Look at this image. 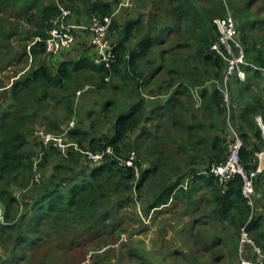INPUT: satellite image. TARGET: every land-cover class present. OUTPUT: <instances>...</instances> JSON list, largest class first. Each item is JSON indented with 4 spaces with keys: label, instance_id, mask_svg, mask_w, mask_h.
<instances>
[{
    "label": "rangeland",
    "instance_id": "rangeland-1",
    "mask_svg": "<svg viewBox=\"0 0 264 264\" xmlns=\"http://www.w3.org/2000/svg\"><path fill=\"white\" fill-rule=\"evenodd\" d=\"M50 1L0 0V106L7 96L4 89H12L16 79L32 65L33 56L30 51L36 40L33 38L34 21ZM145 2L146 0H127L124 6L121 5L122 13L119 15L122 14L124 17L122 20L126 21L141 14L144 24H148L158 20V17L154 16L160 12L158 9L170 4L176 7V4H179L170 3L169 0H147L146 4ZM205 4L218 12L215 22L218 18L225 17L228 8L231 9L234 5L239 11L237 14L234 13L236 24H240L241 30H246L250 34H261L264 41V0H206V2L203 0L199 3ZM85 5L84 0H78L81 12H74L71 21L84 25L91 24L92 18L85 12ZM175 17V14L167 17V26L172 25L174 29H181L186 33L194 29L193 17H177L174 21ZM203 31L204 27L198 29V33ZM176 32L164 34L163 37L168 42L157 44L151 49L150 54L139 60V72L144 74L145 79L149 78L154 68V65L150 66L147 63L163 62V71L157 78L152 79L150 84L137 89L136 86H132L131 80L107 77L105 82L108 84L101 87L98 85L99 80L98 83L93 80L92 73L76 72L68 84L74 90L65 92V98L63 91H58L61 96L52 95L59 99H52L47 95L43 98L39 108L42 114H49L50 121L41 120L37 116L27 121L33 128V132L28 135L32 148L41 141L49 146L53 141L52 139L47 141V137L51 135L57 140H54L55 145L62 144L60 148L64 157H67L68 150L71 149L87 154L92 150L84 148L77 139L71 138L70 129L81 126L90 130L92 134L97 133L98 136L111 132L112 124L109 119L111 115L104 112L107 101L114 102L110 108L117 114L122 106L131 100H137V94L146 98L148 103L159 98L163 100L170 98L179 82L184 80L186 85H183V93L178 104L172 110L171 108L167 110L168 113L159 118V122L150 123L147 135L141 137L138 131H132L122 145L121 162L130 166L139 163L136 170L138 177L145 170L152 168L150 177L141 188L137 187L132 193H127V196L131 194L130 199L126 198L123 201L119 211L114 207L120 195L112 194L111 198L106 200V205L100 207L94 215L96 219L98 218L94 225H89L87 218L85 220L77 218L78 215L73 219L60 215H44L39 206H35L30 194H36L38 192L36 189L41 187L47 178L42 180L39 176L34 180L33 174L29 180L17 178L16 183L9 187L8 191L16 196L18 201L11 202L9 206L0 201L5 224L14 225L13 230L0 232V264H239V256L242 255L240 249L238 254V250L236 252L232 246V241L221 236L222 232H227L225 230L228 223L213 219L212 203L206 207L209 198L206 181L205 184L198 181L195 186L198 189L195 190L196 200L202 199L205 202V209L194 210L195 215L184 214L185 206L182 204L179 205L180 209L169 204L167 207L160 206L146 212L149 204L156 199L165 184L183 178L185 185H188L191 181L186 180L188 178L186 175H189L192 169L205 174L207 167L212 164L209 161L211 156L207 138L212 139L215 134L225 137L227 134L222 130L229 125L228 119L226 122L222 115L220 120L216 118L208 123L206 112H202L204 104L201 90L205 87L219 86L220 82L213 76L204 74L205 68L202 65L199 69L192 65L182 67L184 64L194 63L195 51L192 43L173 48L171 45L176 43L178 36ZM109 38L113 43L118 41L114 32L109 33ZM131 41L130 49L136 40ZM83 54H95L88 31L78 35L71 50L56 56L45 55L43 59L53 67V72H56L62 61L77 60ZM176 60L178 61L176 66H181L182 71L189 73L192 71L189 74L193 73L192 82L188 77L171 73ZM235 81L236 79L231 77L228 86L235 98V101L232 100L231 110L233 106L237 110L234 121L236 126L240 128V125L245 124L238 115L250 107L254 109L248 112L245 118L248 121L252 118L261 129L258 119L264 124V113L256 109L255 103L264 96V93L261 95L264 78L252 83L249 90H245L248 88L247 85L241 87ZM153 90L156 93H153ZM31 93L33 92L29 90H20L17 94L20 106L26 108L33 105L29 97L35 94ZM69 105L72 116L68 120H62L61 117H66L69 113ZM12 110L16 112L15 108ZM213 124L216 127L212 128ZM54 126H59V129L49 130ZM140 129H143V126L138 130ZM261 135L262 138L256 142L264 150L262 129ZM251 140L255 141L253 138ZM64 143L67 146H63ZM39 148L36 150H41ZM40 152L36 160L41 156ZM54 154L55 156L51 158L52 164L55 158L59 157L57 153ZM111 154H114L113 150ZM90 159L92 158L88 155L84 157L82 163L75 167V171L78 174L88 172ZM57 160L60 161L62 158L59 157ZM75 178L74 174H70L65 186L68 187ZM257 212L263 213L264 216V201L258 206ZM212 234L219 235L213 247L206 240ZM243 247V255L254 257L251 244H243ZM218 255L221 257L220 261L215 260Z\"/></svg>",
    "mask_w": 264,
    "mask_h": 264
},
{
    "label": "trees",
    "instance_id": "trees-1",
    "mask_svg": "<svg viewBox=\"0 0 264 264\" xmlns=\"http://www.w3.org/2000/svg\"><path fill=\"white\" fill-rule=\"evenodd\" d=\"M169 1L170 3L178 2L179 4H176V7L170 4L158 9L160 12L154 14L155 17H158V20L144 24L141 14H137V16L126 21L122 20L124 17H122V14L119 15V13H122V6L124 5L121 6V4L124 0H84L86 4L85 12L91 18L94 16L112 15L117 11L115 17H113L110 29V32H114L118 39V41L113 43L115 45L116 58L111 63V66L108 67L105 63H97L94 54H83L77 60L62 61L56 72H53V67L43 59L46 55L44 40L48 38L49 32L54 27V20L61 14L59 3L70 9L72 15L74 12H81V8L78 6V0H51L43 7L41 13L36 16L34 21L33 38L39 37L41 40L36 41L31 46L32 65L23 75L21 74L16 79L13 87H11L12 89H4L7 92V96L5 102L0 106V201L2 203H6L9 206L11 202L18 201V198L11 195L8 191V188L16 183L17 178L29 180L33 174L32 176L35 180L39 173L42 180L46 178L47 180L41 187L36 189L38 190L36 194L33 193L30 196H32L35 206H39L44 215H60L69 219H73L74 216L78 215L79 217L77 216V218L84 220L87 218L88 224L94 225L98 219L94 215L100 207L102 208L106 205V200L108 201L112 194L120 195V199L114 207L119 211L123 201L126 198L130 199L131 194L127 196V193H132L137 187L141 188L146 179L150 177V170H153L149 168L138 177L136 170L139 163L130 166L121 162L120 158L123 155L122 145L125 144L129 133L132 131H138L141 137L147 135L149 132L147 130L148 125H151L150 123L153 121L159 122V118L164 117L168 113L167 110H170V108L172 110L178 104L183 93V85H186L184 80L179 82L177 89L171 93L170 98L165 100L159 98L157 101H151L153 103H148L146 98L141 94H137L138 99L131 100V102L122 106L117 114L110 108L114 102L107 101L104 112L111 115L109 118L112 124L111 132L98 136L97 133L96 135L92 134L90 130L81 126L70 129V137L77 139L81 146L89 148L92 150L91 152L99 153L106 151L108 148L114 151V154H106L101 160L90 159L88 172L84 171L81 174L75 171V167L79 166L82 163V159L87 157L88 154H82L71 149L68 150L67 157H64L62 148L59 145H55L54 140L49 146L41 141L40 143L37 142L32 148L31 139L28 135L33 132V128L29 126L30 124L27 121L34 116L41 118V120L50 121L49 114H42L39 108L43 98L47 95L51 96L52 99H59V97L52 95L61 96L62 94H58V91H63L64 94L67 91L72 92L74 89H72V86L69 87L68 84L71 82L72 75L76 72L92 73L93 80L97 81V83L99 80L98 85H101V87H105L108 84L105 82L107 77L131 80L133 82L132 86H136L137 89H141L143 85L150 84V81L157 78L163 71V62L147 63L150 66L151 64L152 66L154 65V68L150 72L149 78L145 79L144 74L139 72V60L150 54L151 49L157 44L168 42L167 40L165 41L164 34L169 35L177 31L176 43L171 45L173 48L192 43L195 51L193 54L195 61L193 64H184L182 67L192 65L199 69L202 65L205 68L203 70L204 74L211 75L220 82L219 86L213 88L205 87L201 90V98L204 104L202 112H206V117L209 119L208 123H211L210 121L216 118L220 120L221 115L224 116V120L227 122L228 104L225 100L223 89L228 61L222 54L212 49L213 44L219 42L220 32L215 22L218 12L213 8H208L206 4L199 5L203 0ZM118 4H120L119 7L117 6ZM152 5H154V2H152ZM228 11L233 12L231 13L236 20L235 14L239 11L234 5L231 9L228 8ZM174 14L176 16L174 21L177 20V17H193L194 29L190 33H186L184 30L174 29L172 25L170 27L167 26V17ZM239 25L237 24L236 37L244 46L247 61L264 68V41L261 34H250L246 30H241ZM200 27H204L202 33H198ZM131 40H136V42L130 49ZM174 63H176L175 68H173L171 73L181 74L188 77L190 82H192L193 73L189 75L192 71L190 73L182 71L183 68L181 66H176L178 61L176 60ZM243 69L247 74L246 80L240 81L236 79L235 82L241 87L247 85L248 88L245 90H249L252 83L264 78V72L253 66L244 65ZM22 89L32 91L33 93L31 94L37 95H30L29 97L33 102L32 106L23 108L18 103L17 94ZM40 91L42 92L41 94ZM153 93L156 92L153 90ZM263 93L264 86L262 87L261 95ZM65 97L66 94L64 95ZM232 100L235 101V98L231 95V104L233 105ZM255 104L256 109H260L264 113V96H261ZM13 108L16 109V112H13ZM233 108L231 110L232 123L244 141L240 151V161L245 171L250 173L258 167L256 153L263 150L256 142L257 139L262 138L261 129L256 125V122H253L252 118L251 122L245 118L248 115L247 113L252 112L254 109L250 107H247L246 111L238 115L245 124L240 125V128L237 127L234 122L237 110L234 106ZM68 110V115L61 117L62 120H68L72 116L70 105ZM142 126L143 129L138 130ZM214 127H216L215 124H213L212 128ZM52 129L57 130L59 126H54L49 130ZM222 131L227 134L225 137L215 134L212 139L210 137L207 138V146H209V154L211 156L209 161L212 164L207 167L205 174L192 169L189 175H186L188 177L186 180L191 181L188 185H185L183 178H178L175 181L172 180L170 184H165L156 199L145 210L149 212L150 209L160 206L167 207L169 204L177 207L176 209H180L179 205L182 204L185 206L184 214L195 215L194 210L205 209V202L202 199L196 200L195 190L197 188L195 186L198 181H203L204 184L206 181L209 189L206 207L208 208V205L212 203L214 205L211 214L213 219L216 218L225 223L227 222L229 226L225 230L227 232H222L221 236L228 237L232 241L233 248L236 252L238 250L239 254L242 230L245 227L254 244L261 249L262 254L260 255L252 245L254 257H249L247 254L246 256L251 260L264 262V216L263 213L257 212L258 206L264 201V172L259 173L254 179L256 194L253 205L249 203V199L243 193L244 179L241 175L236 174L225 182L220 181V178L210 170L213 165L225 162L228 157L230 142L228 125ZM252 138L255 141L252 142ZM37 148L41 150L38 151L36 150ZM39 152L41 156L36 160L35 158L39 155ZM54 153H57L62 160L58 161L59 157L55 158L52 164L51 158L55 156ZM70 174H74L76 178L74 182H70L68 187H66L65 183L70 178ZM13 229L14 225L12 224H0V232L6 233V231ZM218 239V234H212L206 238L207 243L211 247L214 246L215 241ZM220 258V255H218L215 260L220 261Z\"/></svg>",
    "mask_w": 264,
    "mask_h": 264
},
{
    "label": "built area",
    "instance_id": "built-area-1",
    "mask_svg": "<svg viewBox=\"0 0 264 264\" xmlns=\"http://www.w3.org/2000/svg\"><path fill=\"white\" fill-rule=\"evenodd\" d=\"M125 0L121 5H125ZM61 8L60 16L54 20V27L49 32V36L44 40L45 43V54L49 56H56L63 52L69 51L73 48L76 38L79 34L84 31H88L91 37V44L95 52V61L97 63H105L106 66L110 67L111 63L116 58L114 50V44L109 38L110 29L113 23V17L117 11L112 15L105 16H94L90 25L79 24L71 21L72 11L66 8L64 5L59 3ZM217 27L219 29V42L214 43L212 46L213 50H216L222 54L228 61L227 70L224 78V96L228 104V112L226 119H228V127L230 130V142L227 160L218 165L211 167V172L220 178V181L225 182L231 179L234 175L239 174L244 179L243 193L249 199V203L253 205L254 196L256 194L254 179L256 176L264 172V150L258 151L256 157L258 160V167L255 171L250 173L246 172L241 161L240 151L244 144L242 136L236 129L231 119V92L229 90L228 81L231 77L240 81L246 80V72L243 69L244 65H250L264 72L263 67H258L251 64L246 59L245 49L243 44L237 39V24L231 13L228 11L225 17L218 18L216 20ZM41 40L39 37L36 38L35 42ZM262 131H264V124L261 119H258ZM52 139V140H51ZM56 140V138L48 135L47 141ZM57 141V140H56ZM62 145V144H61ZM60 145V146H61ZM63 146H67L66 143ZM112 149L108 148L106 151L100 153L87 152L90 158L98 161L104 158L106 154H111ZM113 153V152H112ZM39 177V173L36 178ZM39 179V178H38ZM3 210L0 209V224H4ZM242 246L240 248V262L239 264H264L263 261H254L248 258L244 254L243 244H251L254 249L260 254L261 250L254 244V241L250 238L245 227L242 230L241 235Z\"/></svg>",
    "mask_w": 264,
    "mask_h": 264
},
{
    "label": "bare ground",
    "instance_id": "bare-ground-1",
    "mask_svg": "<svg viewBox=\"0 0 264 264\" xmlns=\"http://www.w3.org/2000/svg\"><path fill=\"white\" fill-rule=\"evenodd\" d=\"M263 161H264V157H263Z\"/></svg>",
    "mask_w": 264,
    "mask_h": 264
},
{
    "label": "crops",
    "instance_id": "crops-1",
    "mask_svg": "<svg viewBox=\"0 0 264 264\" xmlns=\"http://www.w3.org/2000/svg\"><path fill=\"white\" fill-rule=\"evenodd\" d=\"M125 1V0H124Z\"/></svg>",
    "mask_w": 264,
    "mask_h": 264
}]
</instances>
